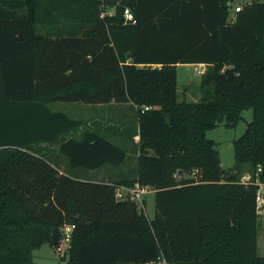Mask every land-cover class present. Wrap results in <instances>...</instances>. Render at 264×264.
<instances>
[{"label":"trees","instance_id":"trees-1","mask_svg":"<svg viewBox=\"0 0 264 264\" xmlns=\"http://www.w3.org/2000/svg\"><path fill=\"white\" fill-rule=\"evenodd\" d=\"M236 1L0 0V264H35L66 225L67 264H264L257 186L241 182L259 167L264 182V1ZM181 64L205 66L197 102L179 100ZM54 103L133 114L116 128ZM249 109L225 170L208 132ZM127 144L129 173L86 175L122 167ZM136 184L155 189L153 219L116 198Z\"/></svg>","mask_w":264,"mask_h":264},{"label":"rangeland","instance_id":"rangeland-1","mask_svg":"<svg viewBox=\"0 0 264 264\" xmlns=\"http://www.w3.org/2000/svg\"><path fill=\"white\" fill-rule=\"evenodd\" d=\"M253 0H237L233 3L232 12L234 8L239 5L250 4ZM264 1V0H261ZM113 12V9L108 10ZM232 15V13H231ZM205 68L195 64H181L177 68L178 72V97L180 101H192L197 102L201 98L200 93V79ZM53 111L61 110L68 113L72 118L82 119L86 122H91L94 119H101L107 123L110 122L112 126L119 128V125L132 115V110L129 105H89L83 103H54L51 105ZM253 119V110L249 109L243 112L242 120L239 121L236 127L229 128L224 122L208 132V138L214 140L217 145V152L220 156V162L225 170H229L234 166V141L239 138L247 128L249 122ZM92 126V124H89ZM118 143L123 145L121 139H115ZM128 152V159L125 164L118 169H110L103 167L95 172L86 171V175L89 178L106 180L114 179L117 174H127L133 167H135V150L130 145H126ZM63 169V164H62ZM61 169V170H62ZM243 174L253 175L251 171L246 170ZM178 178V177H177ZM92 179V180H93ZM150 187V186H149ZM151 192L145 196L146 206L145 214L150 219L154 218L155 215V189L150 187ZM259 216V228H258V255L264 256V210L258 213ZM69 251V242L60 241L57 246H51L50 244L43 245L41 248L34 252V263L35 264H67Z\"/></svg>","mask_w":264,"mask_h":264},{"label":"built area","instance_id":"built-area-1","mask_svg":"<svg viewBox=\"0 0 264 264\" xmlns=\"http://www.w3.org/2000/svg\"><path fill=\"white\" fill-rule=\"evenodd\" d=\"M244 5H239L235 8V11L238 12L241 9H243ZM125 18L127 21H134V16L130 12L129 9L125 10ZM145 109H149L146 107ZM262 172V168L259 167L255 173V178H253V175L249 174H243L241 177V182L245 184H253L257 186V191L255 195V201H256V207L258 213L264 210V182L260 180V173ZM151 192V189L149 187H142L138 184H136L134 187H119L116 190V198L118 200H130L133 202L139 203L142 207L143 206V200L145 199V196L148 195ZM74 228V225H66L62 229V237L61 240L64 242H70V235ZM146 264H167L164 261H159L156 263H146Z\"/></svg>","mask_w":264,"mask_h":264},{"label":"water","instance_id":"water-1","mask_svg":"<svg viewBox=\"0 0 264 264\" xmlns=\"http://www.w3.org/2000/svg\"><path fill=\"white\" fill-rule=\"evenodd\" d=\"M181 174H182V172H181ZM53 239H54V246H57L60 242V238L58 236V230L57 229L53 230Z\"/></svg>","mask_w":264,"mask_h":264},{"label":"crops","instance_id":"crops-1","mask_svg":"<svg viewBox=\"0 0 264 264\" xmlns=\"http://www.w3.org/2000/svg\"><path fill=\"white\" fill-rule=\"evenodd\" d=\"M178 66H179V65H178ZM198 66H200V67L202 66V67H204V68H205V66H204V65H197V67H198ZM138 140H139V137H138V136H136V137H135V141L137 142ZM95 171H96V170H94V171H92V172H95ZM92 179H93V178H92ZM106 180H108V179H106ZM92 181H101V180H98V179H93Z\"/></svg>","mask_w":264,"mask_h":264}]
</instances>
